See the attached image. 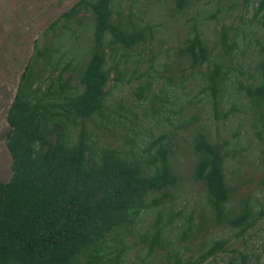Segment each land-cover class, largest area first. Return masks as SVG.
<instances>
[{
	"label": "trees",
	"instance_id": "trees-1",
	"mask_svg": "<svg viewBox=\"0 0 264 264\" xmlns=\"http://www.w3.org/2000/svg\"><path fill=\"white\" fill-rule=\"evenodd\" d=\"M139 2L146 4L78 0L35 42L7 115L12 175L0 179V264H125L139 243L147 251L138 264H149L161 249V264H186L179 248L167 245L172 226L179 228L182 240H193L212 221L244 230L263 213L248 199L233 203L235 173L226 172L231 156L219 134L196 123V114L162 135L151 133L144 145L139 142L144 124L135 114L117 143L101 135L99 128L114 117L108 114V86L112 79L124 81L129 62L132 77L141 80L138 97H149L153 104L159 96L156 74L163 77L168 69L175 75L181 71L177 86L197 81L194 97L205 94L215 121L243 110L235 102L225 108L224 94L232 74L242 73L237 55L244 30L222 22L212 44L199 21L185 16L200 0H171L165 15L184 18L181 24L188 30L179 46L164 49L167 37L159 36L153 17L142 15ZM213 2L208 17L221 22L218 14L230 12L238 0ZM258 21L264 24V15ZM256 71V82L238 83L253 113L255 133L264 141V56ZM161 83L163 89L168 81ZM90 122L95 126L89 127ZM182 140L194 155L193 180L204 188L205 207L198 218L179 219L182 214L174 209L175 191L184 183L174 165ZM147 213L154 219L144 227ZM200 249L196 264L225 251L226 241L204 240Z\"/></svg>",
	"mask_w": 264,
	"mask_h": 264
},
{
	"label": "rangeland",
	"instance_id": "rangeland-1",
	"mask_svg": "<svg viewBox=\"0 0 264 264\" xmlns=\"http://www.w3.org/2000/svg\"><path fill=\"white\" fill-rule=\"evenodd\" d=\"M77 1L0 0V179L2 180H7L12 175V157L7 146V134L10 128L7 115L16 95L20 76L34 52L35 42L43 38V32ZM170 4L171 0H163L161 4L159 0H146V4L139 2V7L143 10L142 15L153 17V21L159 25L161 32L159 36L167 37L164 49L168 46L172 48L179 46L188 30L187 24L184 23L185 26L181 24L184 18L177 20L175 17L165 15L166 8ZM215 7L213 0H200L188 9L185 16L195 17L199 21L212 44L215 40V29L220 27L222 22L244 30L239 38L240 49L237 55L242 73L232 74L229 89L224 94L225 108L235 102L243 110L227 120L215 121L211 116L210 103L204 99L205 94L194 97L200 89L197 81H187L183 87L177 86L181 71L175 75L168 69L161 72L163 77L156 74L159 76V83H155L154 92L159 96L153 104L149 97L146 99L138 97L137 88L141 80L132 77L133 64L129 62L124 81L117 82L116 79H112L108 86L110 90L108 114L109 117L112 115L114 117L112 122L105 120L99 131L104 138L115 144L124 127L131 126L130 120L135 114L144 124L139 126L142 131L139 142L144 145L151 133L155 137L162 135L172 127V124L176 125L183 118L196 114L198 117L196 123L203 124L208 130L219 134L221 144L231 156L227 162L226 172L229 176L235 173L233 203L239 205L248 199L256 209L261 208L263 213L257 222L244 230L212 221L193 240L189 238L182 240L181 236H177L179 228L172 226L167 234L169 239L167 245L169 248L178 247L186 264H196L195 261L200 259L202 253L200 248L204 240L224 239L226 250L219 251L202 264H264V141L255 133L253 113H250L248 100L241 93L238 83L239 80L243 83L256 82V78L253 77L257 74L256 65L264 56V24L258 21L264 15V0H250L248 7H245L244 0H238L232 5L234 8L231 7L230 12L218 14L221 22L208 17ZM259 8L261 10L258 11ZM125 10L129 11V4ZM256 11H258L257 19L254 16ZM77 46L78 43H75V47ZM140 69L143 70V67ZM140 69L137 73L141 72ZM152 72L155 74L154 70ZM170 77H174L176 81L169 83ZM130 78L132 81L129 83ZM166 80L168 83H164L165 89H161V82ZM201 97L203 98L200 100ZM154 108L158 112H154ZM146 112L148 114L144 115ZM100 121L101 118L98 119V122ZM92 126L94 127L95 124L90 122L89 127ZM237 130L240 131V135L235 136L234 132ZM186 134L188 135V132ZM179 143V148L174 154V165L184 176V183L175 191L174 209L181 212L179 219L191 214L198 218L205 207L204 188L193 180L194 155L185 140ZM153 219L150 213L144 214L142 225L148 227ZM146 251L145 244L139 243L130 251L125 264H138ZM164 252L162 249L157 250L149 264H161L164 261L161 254ZM157 259L159 261L156 263Z\"/></svg>",
	"mask_w": 264,
	"mask_h": 264
}]
</instances>
